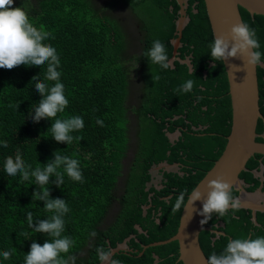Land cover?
Masks as SVG:
<instances>
[{"label": "trees", "instance_id": "1", "mask_svg": "<svg viewBox=\"0 0 264 264\" xmlns=\"http://www.w3.org/2000/svg\"><path fill=\"white\" fill-rule=\"evenodd\" d=\"M99 1L44 0L38 8L32 0H15L11 5L27 13L32 26L48 36L44 43L51 44L59 54L60 80L68 105L57 116L65 119L80 115L84 127L71 133L74 139L68 145L52 140L50 121L40 120L46 127L41 131L38 122L27 119L40 99L30 80L33 76L43 80L44 66L0 68V140L8 144L7 149L0 150V251H10L2 264H23L33 240L42 244L50 239L27 226L28 211L33 213L34 223L52 214L43 208L42 201L31 199L36 188L34 178L21 181L19 175L10 178L2 171L3 160L14 158L17 151L31 168L43 167L53 154L79 161L83 182H73L65 175L58 188L51 177L48 186L50 197L64 199L69 208L62 235L73 239L70 253L79 264H97V246L115 249L131 235L128 247L133 252L120 251L113 256L121 264H182L178 262L176 240L149 247L138 255L144 244L177 232L183 210H171L177 194L197 187L224 151L231 126V98L223 62H215L213 67L208 54L213 33L204 0L188 1L190 22L176 56L179 61L168 70L156 65L143 67L137 82L126 72L136 56L121 36L125 29L108 7L118 4L133 21L132 28L145 35L148 47L159 39L171 59L180 5L177 0ZM240 12L242 22L255 30L264 54V17H252L243 9ZM188 56L192 71L182 62ZM152 69L159 79L152 80ZM188 79L193 81L191 91L180 94L178 86ZM258 83L264 116V69L260 67ZM97 118L102 124L96 123ZM28 124L32 130L27 133ZM176 132L181 136L172 144L168 135ZM257 133L264 134L262 120ZM257 141L264 140L258 137ZM261 161L264 163L263 156L256 155L246 164L247 172L239 176L249 192L262 185L254 173ZM164 162L179 164L183 177L165 175L167 182L161 191H147L151 169ZM112 209L115 212L109 216ZM257 218L259 224L245 209H229L223 217L211 214L206 225L224 234L214 239L211 230L201 232L206 257L213 251L219 253L228 239L264 236V213H258ZM93 231L95 236H90Z\"/></svg>", "mask_w": 264, "mask_h": 264}, {"label": "clouds", "instance_id": "2", "mask_svg": "<svg viewBox=\"0 0 264 264\" xmlns=\"http://www.w3.org/2000/svg\"><path fill=\"white\" fill-rule=\"evenodd\" d=\"M32 1L36 3L35 6L37 5L39 8L43 5L44 0ZM101 1L102 0H100L99 3ZM13 3H15V0H0V68L11 70L23 66L25 68L34 67L40 69L41 66H44V79L41 80L38 76H33L30 80L34 85L32 87L33 91L39 94L40 99L35 103V107L29 114L30 117H27V119L30 123L31 120L33 122H38L41 131H44L46 127L41 125L42 121L40 120L44 119L50 121L51 123L48 129L51 130V139L57 143L68 145L72 143L74 139L71 133L82 129L84 127V122L80 115L69 116L65 119H61L57 116V113L64 112L68 105V99L64 93L65 86L60 80L61 71L59 70V54H57L56 49L51 44L44 43L48 40V36L32 26L28 21L27 13L21 7H11ZM116 5L117 7H108V9L112 11L115 18L114 20L125 29L124 35L121 36L129 43L130 52L136 56V58L129 64V67H126V72H128L132 78L136 79V82L141 79L140 70L143 69V67H147L148 69L149 65H156L159 69L168 70L171 68V65L174 66V61H179V58L176 56L182 43L181 46L177 48L176 53L174 49V56L171 59H169L165 45L159 39H154L149 48L145 41V35L127 25V19L132 25L134 23L128 14L123 12L118 4ZM178 19L176 23V32ZM208 48V54L214 62L213 67H215V62H224L230 58H239L242 60L243 65L246 64L249 67L264 65V54L259 50L260 44L256 37L255 30L245 22L234 24L229 30L228 38L223 35L219 37L213 35ZM182 62L188 64L192 71L193 66L191 64L190 56ZM232 67L239 70L234 65H232ZM157 79H159V76L155 75L154 70L152 69V80ZM192 87L193 81L188 79L178 86L177 91L180 94L187 93L191 91ZM96 123L102 124V121L97 118ZM30 130H32L31 124H28L26 126V132L28 133ZM180 136L181 132L168 135L172 144H175ZM171 137L174 140H171ZM78 138L79 137H77V139ZM260 143H264V141ZM7 148L8 144L0 140V150ZM256 155L262 154L253 155L247 163L256 158ZM262 156L264 159V155ZM261 162L259 170L254 172L255 175L262 180V185L257 191H247V185L239 180L242 182L241 187L249 192L244 194L246 195L244 198H239L241 196L238 195V192L235 191L228 182L220 178L208 181L206 185L208 189L206 198L203 200L201 209L197 213L204 217V219L200 221L201 225L207 222L211 214L214 213L217 217H223L229 209L232 211L245 209L251 211L253 214L252 210L240 207L239 200H243L245 203L249 204L250 202H253L254 206L262 207L264 201V168L262 167H264V163L263 161ZM154 167L161 169L160 171H154L152 175L151 171ZM60 168H62L63 171H59L58 169ZM153 168L150 171L152 179L147 184V188L148 185L152 183L150 189L155 188L156 191H161L164 188V184L167 182L165 175L173 174L181 177L184 175L181 172V166L179 164L169 165L167 162H164L158 166H153ZM167 168L176 170L177 173H168ZM2 171L5 176L10 178H15L19 175L21 181L28 180L30 176L34 178L33 184L36 188L31 193V199L42 201L43 208L52 213L50 218L37 219L35 220V223L33 220V213L31 211L25 213L28 228L33 232L46 234L50 239H45L42 244L33 240L29 246V251L24 254L23 264H79L75 255L70 253V249L74 246L73 239L67 235H62L65 224L64 217L65 214L69 212V208L64 199L50 197L48 187L50 177L52 178L51 182L55 184L57 188L63 184L65 175L73 182H83L79 161L69 156L53 154L52 158L43 164V167L38 166L31 168L30 165H27L24 160H22L20 152L17 151L14 158L6 157L3 160ZM244 172H247L246 165L244 171L241 173ZM261 188L263 189V193L260 192ZM233 191L237 193V196L234 195ZM150 197L152 198L153 195ZM200 197L201 193L196 187H193L187 192L181 190L177 194L171 210L172 212H177L181 209L187 210L188 206L194 201L200 199ZM146 211L147 207L145 208V212ZM145 212L144 214H146ZM258 213L261 212H257L256 218L258 217ZM255 223L259 224L257 221H255ZM219 225L223 226V223L219 222ZM137 228L139 231H142L140 226ZM89 235L95 236V232H90ZM213 235L215 237L216 234L214 233ZM132 236L133 235L130 237ZM130 237L126 238L115 249L97 246L95 248L97 264H121L120 260L113 258V256L120 251H127L128 253L133 252L128 247V240ZM144 252L145 251L142 250V255ZM141 253H139L138 256H142L140 255ZM9 256V250L5 249L0 251V264H2V261H6ZM155 257L156 256H154V259ZM85 264H88V262ZM206 264H264V236L228 239L219 253L213 251L206 257Z\"/></svg>", "mask_w": 264, "mask_h": 264}, {"label": "water", "instance_id": "3", "mask_svg": "<svg viewBox=\"0 0 264 264\" xmlns=\"http://www.w3.org/2000/svg\"><path fill=\"white\" fill-rule=\"evenodd\" d=\"M180 4L179 19L177 27V38L174 42L175 53L181 46L182 32L189 22L187 17L188 0H177ZM213 35H221L228 38L229 30L234 24L242 22L240 9L249 13L252 17L260 15L264 17V0H204ZM228 79L229 95L231 98V128L227 137L225 149L220 159L214 167L207 173L205 178L198 184L196 189L201 193L200 199L194 201L188 206L187 210L182 211L180 224L177 232L168 239L158 240L143 245L145 251L149 247H156L177 240L179 243L178 261L182 264H206V255L201 247L200 234L203 230H211L215 233L214 239L222 235L223 232L211 229L200 221L204 219L197 213L201 209L203 200L207 195V183L210 180L220 178L230 184L238 192V195L244 198L249 192L241 187L239 175L244 171L247 161L253 155H264V143L256 141L264 135L257 133L259 120L264 123V116L260 111V93L258 83V69H264V65L249 67L239 58H230L223 62ZM236 66L239 70L232 67ZM177 136V135H176ZM171 140H174L171 137ZM166 166V165H165ZM161 168H153L154 171H160ZM168 173H177L176 170L167 168ZM152 187L148 185L147 190ZM263 193V189H260ZM238 198V199H239ZM240 201V207L253 211L254 220L257 221V212L259 207L253 205V202L245 203ZM146 213V212H145ZM142 255V253L140 254ZM157 262V257H155Z\"/></svg>", "mask_w": 264, "mask_h": 264}, {"label": "rangeland", "instance_id": "4", "mask_svg": "<svg viewBox=\"0 0 264 264\" xmlns=\"http://www.w3.org/2000/svg\"><path fill=\"white\" fill-rule=\"evenodd\" d=\"M117 12H119V11H117ZM127 25H128L130 28L133 27L132 23H130V22L128 21V19H127ZM129 158H131V152L129 153ZM120 186H121V183H120ZM114 212H115V209H112V210L110 211L109 216H112Z\"/></svg>", "mask_w": 264, "mask_h": 264}, {"label": "flooded vegetation", "instance_id": "5", "mask_svg": "<svg viewBox=\"0 0 264 264\" xmlns=\"http://www.w3.org/2000/svg\"><path fill=\"white\" fill-rule=\"evenodd\" d=\"M262 168H264V167H262ZM259 212H261V213H264V201H263V203H262V207H259Z\"/></svg>", "mask_w": 264, "mask_h": 264}]
</instances>
